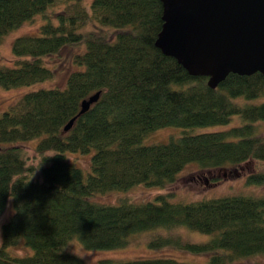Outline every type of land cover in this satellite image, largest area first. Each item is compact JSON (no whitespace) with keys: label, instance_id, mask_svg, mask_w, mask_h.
<instances>
[{"label":"trees","instance_id":"trees-1","mask_svg":"<svg viewBox=\"0 0 264 264\" xmlns=\"http://www.w3.org/2000/svg\"><path fill=\"white\" fill-rule=\"evenodd\" d=\"M59 2V4H57ZM0 0V40L38 14L50 16L37 34L12 42L14 66L0 64V87L10 89L53 76L43 57L70 45L83 50L64 87L24 93L0 112V215L11 198L13 213L1 226L0 264H83L62 251L77 238L89 250L127 245L141 232L148 245H175L207 254L208 264L264 254V196L226 195L172 201V192L144 202L104 204L92 197L144 184L164 188L185 166L240 173L243 163L264 164V76L230 73L216 87L207 76L190 75L155 45L163 24L160 0ZM61 5L51 13L48 9ZM93 23L96 27L87 29ZM85 31H82V29ZM99 92L79 114L81 102ZM243 123L222 130L184 132L164 143L141 144L151 131ZM73 117L72 126L64 131ZM40 138L38 162L29 163L19 142ZM5 144V145H4ZM93 151V153H92ZM88 153L87 170L68 153ZM231 175V174H229ZM264 184V171L246 175ZM211 235L204 242L181 241L177 228ZM33 253L12 256L20 239ZM22 244V243H21ZM95 264H190L173 257L115 260Z\"/></svg>","mask_w":264,"mask_h":264},{"label":"rangeland","instance_id":"rangeland-1","mask_svg":"<svg viewBox=\"0 0 264 264\" xmlns=\"http://www.w3.org/2000/svg\"><path fill=\"white\" fill-rule=\"evenodd\" d=\"M91 0H83V5L86 9H89ZM59 4V2L57 3ZM61 5L54 6L48 9L53 13L61 9ZM42 14H38L30 21H27L17 28L12 29L0 40V64L6 66H14L17 57L12 52L13 40L24 34H37L38 27L42 21H46L50 18L41 17ZM93 23H89L86 26L87 29L95 28ZM82 31H85L83 28ZM83 47L81 45H70L62 48L59 52L44 56L43 62L53 70V76L43 82L33 83L29 86H19L10 89H4L0 87V112L8 109L9 106L14 104L24 93L40 88H61L65 86L68 75L78 69H82L80 66L73 62L75 54L81 52ZM243 123L242 118L239 115H233L230 121L224 125L218 126H200L185 128L179 126H166L146 134L141 144L151 145L157 143H164L171 138H177L184 132H201V131H215L222 130L232 126H238ZM260 131L264 134V122L259 124ZM40 138H35L30 141L19 142L23 153L28 158L29 163L38 162V155L35 152V145ZM5 145V144H4ZM93 153V151H92ZM67 157L70 161L76 163L75 165L87 170L90 163V154L88 153H68ZM240 173H233L229 171L222 177L221 173L216 170L200 171L195 164H190L184 167V169L178 173L177 179L170 185L161 187H148L144 184L136 185L129 190L118 191L112 190L104 193L97 194L92 198L100 203H120L121 200H127L132 202H144L153 199L156 195L172 192V201H193L202 198H214L226 195H256L264 196V184H250L246 182V175L256 171H264V164L250 160L242 165L239 169ZM231 174V175H229ZM13 213V207L11 205V198L8 199L7 206L4 212L0 215V244H1V226ZM173 235L178 236L181 241L189 242H204L211 238V235L202 234L200 232H194L187 230L184 227L177 228L173 231ZM152 235L149 232H141L133 235L129 238L126 246L117 249L104 250L94 249L89 250L82 246L77 238H73L62 251L73 253L82 259L83 264H95L101 259H115V260H132V259H148L154 257H173L181 261L188 262L190 264H208L207 254H196L187 250L181 249L173 245H164L159 247H150L148 245ZM21 243L15 246L7 248V251L12 256H22L26 254H32L33 250L24 243L23 238L20 239ZM228 264H264V254L253 255L250 257H243L234 260Z\"/></svg>","mask_w":264,"mask_h":264},{"label":"water","instance_id":"water-1","mask_svg":"<svg viewBox=\"0 0 264 264\" xmlns=\"http://www.w3.org/2000/svg\"><path fill=\"white\" fill-rule=\"evenodd\" d=\"M160 1L163 24L155 45L190 75L207 76L212 88L230 73L264 76V0ZM98 97L82 100L79 114Z\"/></svg>","mask_w":264,"mask_h":264}]
</instances>
